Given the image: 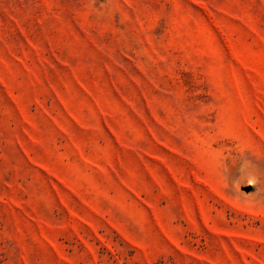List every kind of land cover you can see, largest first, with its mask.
I'll return each mask as SVG.
<instances>
[{"label": "rangeland", "instance_id": "1", "mask_svg": "<svg viewBox=\"0 0 264 264\" xmlns=\"http://www.w3.org/2000/svg\"><path fill=\"white\" fill-rule=\"evenodd\" d=\"M0 264H264V0H0Z\"/></svg>", "mask_w": 264, "mask_h": 264}]
</instances>
